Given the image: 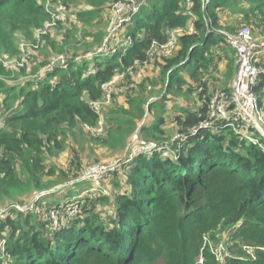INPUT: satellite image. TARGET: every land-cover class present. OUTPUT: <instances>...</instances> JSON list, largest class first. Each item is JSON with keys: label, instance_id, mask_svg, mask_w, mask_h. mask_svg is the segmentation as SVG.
I'll return each instance as SVG.
<instances>
[{"label": "trees", "instance_id": "1", "mask_svg": "<svg viewBox=\"0 0 264 264\" xmlns=\"http://www.w3.org/2000/svg\"><path fill=\"white\" fill-rule=\"evenodd\" d=\"M119 1L129 0H0V53L18 54L21 36L46 28L51 21L48 3L77 8L78 19L88 25L107 3ZM135 7L125 16L120 42L114 44L119 33L112 37L114 47L107 56L93 47L84 55L70 46L77 26L68 27L61 40L47 31L41 42L49 55L41 64L67 54L66 67L47 69L40 80L20 84L0 79V204L11 206L47 192L37 201L42 202L65 187L59 180L71 172L52 158L65 152L75 130L95 129L104 116L106 125L117 130L96 141L106 147L123 142L131 120L95 109L105 99L103 85L146 65L153 49L166 46L173 32L192 26V33L177 37L176 53L158 63L165 80L158 101L147 106L141 96L125 98L129 111L140 118L148 110L164 111L178 98L186 100V106L172 108L174 140L164 138V118L141 128L159 144H170L173 153L139 154L120 162L127 190L49 200V209L63 214L78 207L73 216L60 217L66 219L60 226L33 213L11 212L0 220V264H264V148L243 139L226 121L216 132L192 134L206 120L212 96L230 91L237 71L233 49L217 32L221 17L241 14L249 23L262 24L264 0H136ZM90 35L101 47L105 33L101 38ZM223 64L227 79L220 78ZM0 74L9 76L2 65ZM254 92L264 111V73ZM78 172H72L74 180L68 183L79 180ZM102 202L109 203L106 213L99 208ZM221 240L233 243L232 256L222 261L211 251ZM243 247L254 248L255 259Z\"/></svg>", "mask_w": 264, "mask_h": 264}, {"label": "rangeland", "instance_id": "2", "mask_svg": "<svg viewBox=\"0 0 264 264\" xmlns=\"http://www.w3.org/2000/svg\"><path fill=\"white\" fill-rule=\"evenodd\" d=\"M60 4L62 3L60 2ZM50 7L54 8L55 5L50 4ZM103 8H104L103 12L98 16H96L95 18H93L91 23L88 25L85 23H81L80 20L77 19L76 23L73 22L59 23L55 27L49 28L48 31L51 32L52 36L56 40H61L68 27L77 26V28L79 29L77 39L71 37L69 39V41H71L70 46H77L81 54L84 55L85 53H87L86 51L89 47H93L94 51L96 50L95 52H97L98 54L107 56L108 55L107 51L109 53L111 51L110 49L114 47L113 45H110L112 37L115 34L121 32L124 23L121 24L117 29V31L112 35H110V37L109 34H111L113 29L117 27L118 21L120 19H123L124 13L127 10L128 6L126 5L123 8V12L120 13H117V10L115 9V4H112L110 2L107 3ZM72 10L75 13H77V8L73 7ZM220 22L222 28L218 29L217 32L223 31L226 33H231V31L228 30L231 28L235 30L234 32H236L239 30V28H241V26L248 25L252 28V32L256 38L264 37V23L261 24L260 21L249 23L244 19L243 15L241 14L238 15V14H231L226 12L221 17ZM191 29H192L191 27H188L184 31V33L190 32ZM44 30L45 29L39 31L38 29H34L32 36L29 38L21 36L22 40L18 44V50H19L18 54L9 55L5 53H0V65H2L4 69H6V71L9 73L8 77H5L4 75L0 74V79L2 78L6 79L8 83L20 84L22 82H25L26 79L40 80L41 77L43 78V75L45 74L44 72L47 70L46 69L47 66L52 61L55 62L59 57H61V55H56L51 59H49L45 65L41 64L43 58L46 59L47 56L49 55V51L44 50L46 43L44 41L41 42V40H43L42 39L43 34L40 33L43 32ZM93 33H97V35L99 34L100 38L105 33L106 38L104 39L101 47H97V45H95L96 43L98 44V41L95 42L94 39L91 38L90 34ZM122 35L123 33H119V36L114 41V44L120 42ZM106 39H108V42L106 46H104ZM63 56H65L66 58V56L69 55H63ZM161 56L163 55L155 52L154 55L151 57L150 62L147 63L146 65L137 66L136 69H131L129 71H124L119 73L118 75L121 77L119 80L120 90H121L120 94L116 96V98L111 103H107V102L101 103L102 110H104L106 114L109 115L108 117L110 118H112V116L113 118L121 117L124 120H126L127 118L131 120V128H128L127 133H124L122 135L123 142L117 143L110 147H106L102 145V143L100 144L96 141L95 138L108 139L109 136L108 133L110 131L117 130V128L113 129L110 125H106L105 123L106 117L104 116L101 118L100 121L101 125L95 129L85 126L82 129L75 130L68 137L67 149L65 150V152L61 153L55 158H52L53 161L57 163L62 170H67L71 172L68 174L66 173L67 175H65V177H63L62 180H59L58 184L60 183L62 185L64 184L65 187L61 188L55 194L44 198L42 202H39L38 204L31 206L32 210L28 211V213H33L38 215L39 218H41L43 221L52 223L54 227L60 226L61 224L66 222L65 218H60L58 220V223L55 224V222L48 215L50 209L47 202H49V200L62 202L65 200L63 198L66 197L67 195H70L71 198L72 197L78 198L81 197L82 195L87 196L90 195L88 192L92 190L94 186L95 188H97V186L94 184L92 180L79 181L76 179V181L68 183L73 179L72 172L74 173L75 171H79L78 176H80L81 172H83L87 168L90 169L91 167L96 165L113 166V164L115 163L118 164V162H127L126 160L130 158V153H131L130 149L133 148L134 145H140L145 143L150 144L152 140H156L154 142L159 144L160 141L157 140L155 137H153V135H145L141 130L143 125L149 126L153 124L152 121H154L156 117L164 118L165 120V126L163 127V130L166 132V136H164V138L169 137L171 138V140H174L176 137H178L176 130L173 129L170 116H165V113H167L166 110L164 111L160 109L148 110L146 112L145 117L140 118L138 114H135L133 112L131 113L129 111L132 108H130L129 104L126 102L125 99L126 95L141 96L144 102L147 103V106L151 105L152 103L154 104L156 101H158V98H160L159 94L161 93V91L163 92L164 84H165V80H162L161 77V68L158 66V63L161 60ZM87 57H90V55H87ZM36 68L40 69L38 75L34 73V70ZM221 69H222V73L220 75L221 76L220 78L225 79L229 74L227 64H223ZM186 105L187 102L185 99L178 98V101L175 102L174 106L181 107ZM167 109L169 110L170 108L167 107ZM120 110L121 111L124 110L126 111V113L123 114ZM166 122L168 124H166ZM99 127L102 128L101 134L98 132ZM115 134H117V132ZM169 146L171 147L170 144ZM71 156L75 159L74 163L72 162ZM58 177H62V175L61 176L58 175ZM124 177L125 176L122 173V170L119 169V167H117L114 170V172L105 175V177L101 180L100 188L98 189L99 190L98 194L111 195L121 190H127L128 186L126 185ZM77 182L80 183L75 185H69ZM36 196L37 194H35V196H33L32 198L25 199L24 201L16 204L23 206L22 207L23 209H27L30 207L29 205H31L34 202ZM65 203H67V201ZM108 207H109V203L107 202H102L99 204V208L102 209L104 213L107 212ZM3 208L5 207L0 204V209ZM223 242L225 241L221 240V242L218 243V246ZM212 246H213L212 250L216 248L214 244H212ZM245 248L246 247H243V251L246 252ZM251 252L252 254L255 255L256 251L255 249H253ZM247 255L249 254L247 253ZM155 264H165V263L164 261H158Z\"/></svg>", "mask_w": 264, "mask_h": 264}, {"label": "built area", "instance_id": "3", "mask_svg": "<svg viewBox=\"0 0 264 264\" xmlns=\"http://www.w3.org/2000/svg\"><path fill=\"white\" fill-rule=\"evenodd\" d=\"M136 0H129L127 2L119 1L115 3V9L117 13L123 12V8L127 5L128 8L124 13L123 19L118 21V25L113 29L110 35L115 33L119 26L124 23L125 16L131 10H137L135 7ZM51 3H48V12L51 15V21L47 24L45 30L40 34H45L51 27H55L59 23H76L78 16L72 10L67 8L62 4H57L55 7H50ZM71 23V24H73ZM192 28V26H189ZM188 28V27H187ZM185 30H178L173 32L169 43L163 47H156L151 53V57L155 52L161 54V57H169L174 55L178 47L177 35L180 36L184 34ZM193 28L188 33H192ZM223 34L229 45L234 51V56L236 60L237 71L234 80L231 85L230 91L226 92L224 90L217 91L208 104V111L206 120L203 121L197 128L193 129L192 134H197L200 130L210 129L212 131H217V128L221 122H228L229 126L243 139L249 141L251 144L264 148L262 140H264V114L260 109L257 96L254 92V86L260 75L264 73V37L256 38L252 32V28L248 25H243L238 31L234 33H226L223 31H218ZM108 39L105 40L104 46H106ZM102 51V50H101ZM107 54L108 51H107ZM67 55V54H66ZM69 56L59 57L55 62H51L46 69H51L56 66L66 67ZM26 62V61H25ZM57 62V63H56ZM120 76L117 75L111 82L103 85V91L105 93V99L103 102L111 103L116 96L121 92L120 90ZM95 109L102 110L101 103L95 104ZM1 109H0V119H1ZM101 125V122L98 126ZM87 127V126H86ZM98 132L102 133V128L99 127ZM258 134V137L256 136ZM132 149V150H131ZM130 149V158L128 161L133 160L139 154L153 155V154H172L171 147L169 144L161 145L157 143L150 144H140L134 145ZM120 162L109 165H96L90 169H86L81 172L79 176V181L92 180L97 188L90 190L88 193L96 198L99 194L100 182L105 177V175L114 172V170L119 167ZM47 192L37 194L34 202L29 205L27 209H23L21 205L14 204L11 206H5V208L0 209V220H4L8 214L11 212H21L28 213L32 210L33 205L38 204V200L45 197ZM37 202V203H36ZM43 210V209H42ZM44 211V210H43ZM78 211V207L73 210L68 209L65 214L62 212L50 210L49 216L55 222L58 223L60 217L67 215L73 216L75 212ZM211 251L216 256L218 260H224L226 257H231V248L233 243L225 241L219 246ZM219 248V249H218ZM254 248L246 247V252L255 259V255L252 254ZM264 251V249H262ZM200 263L204 262L203 257L199 259Z\"/></svg>", "mask_w": 264, "mask_h": 264}, {"label": "crops", "instance_id": "4", "mask_svg": "<svg viewBox=\"0 0 264 264\" xmlns=\"http://www.w3.org/2000/svg\"><path fill=\"white\" fill-rule=\"evenodd\" d=\"M172 107H171V106ZM175 105V102L174 103H171V102H168V106L167 107H169L170 109L168 110L167 108H165V110H166V112L167 113H165V116H171V114H172V112H173V106ZM153 110H155V109H153ZM157 111V110H156ZM153 123L155 122V120L154 121H152ZM166 124H168L167 122H166ZM171 124V123H170ZM153 124H151V125H149V126H152ZM172 126H173V129H175L176 131H177V129H176V127H175V125L174 124H172Z\"/></svg>", "mask_w": 264, "mask_h": 264}]
</instances>
